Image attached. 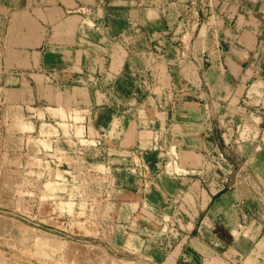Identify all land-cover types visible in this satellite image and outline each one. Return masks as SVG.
I'll return each instance as SVG.
<instances>
[{
    "label": "crops",
    "instance_id": "obj_1",
    "mask_svg": "<svg viewBox=\"0 0 264 264\" xmlns=\"http://www.w3.org/2000/svg\"><path fill=\"white\" fill-rule=\"evenodd\" d=\"M94 24L108 25L97 44ZM0 79L38 104L73 106L97 130L115 127L117 155L177 150L179 174H158L148 194L135 181L114 200L128 237L161 247L158 264H264V228L228 234L255 209L235 208L248 195L229 189L234 164L211 157L223 135L250 151L264 126V0H0ZM112 103L130 107L102 123ZM251 152L245 165L261 168Z\"/></svg>",
    "mask_w": 264,
    "mask_h": 264
},
{
    "label": "rangeland",
    "instance_id": "obj_2",
    "mask_svg": "<svg viewBox=\"0 0 264 264\" xmlns=\"http://www.w3.org/2000/svg\"><path fill=\"white\" fill-rule=\"evenodd\" d=\"M194 5L184 12H192ZM91 29L88 38L97 44L108 25ZM96 44L93 52L99 50ZM147 73L139 72L144 78ZM2 84L0 79V264H158L152 255L161 256V247L148 246L147 235L144 242L129 238L117 220L114 200L118 190L135 186V181L148 194L158 174H179L177 150L151 156L148 149L133 147L117 155L121 136L115 127L97 130L92 119L91 131L84 130L81 124L89 119L73 106L38 104L33 93L25 98ZM127 106L112 103L101 122L115 108ZM244 137L239 136L240 144ZM208 138L218 140L216 133ZM252 138L261 151V168L245 165L255 148L233 147L237 137L232 141L223 135L211 152L218 168L234 164L228 169L229 189L248 195L235 200V208H243L248 199V207L255 209L252 216L242 210V219L228 232L232 239L264 228L263 125ZM155 157L163 162L158 170L153 168Z\"/></svg>",
    "mask_w": 264,
    "mask_h": 264
}]
</instances>
